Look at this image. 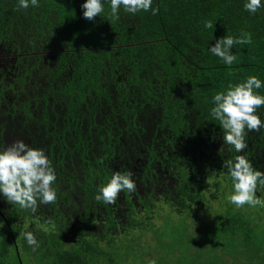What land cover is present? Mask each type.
Segmentation results:
<instances>
[{"label":"trees","instance_id":"1","mask_svg":"<svg viewBox=\"0 0 264 264\" xmlns=\"http://www.w3.org/2000/svg\"><path fill=\"white\" fill-rule=\"evenodd\" d=\"M85 2L39 0V7L22 10L18 0H0V71L4 65L11 71H39V87L51 90L57 103L100 138L106 134L109 145L122 144L125 163L158 160L179 169L186 160L181 169L187 175L202 161L201 169L212 176L227 173L224 160L245 155L264 171V128L249 132L247 148L237 153L224 145L219 121L210 114L214 95L230 83L253 75L264 83V7L252 14L244 8L246 0H153L158 14H131L121 7L116 20L110 0H103L104 12L89 21L83 17ZM207 20L213 21L212 29L205 28ZM242 31L252 34V42L233 47L237 60L231 66L210 52L218 39ZM258 91L264 95V86ZM258 115L264 120V106ZM155 167L144 169L148 173ZM215 196L203 199L201 207ZM20 214L17 209L12 216ZM214 215L215 234L247 242L254 233L252 217L241 208ZM20 238L0 229V264L11 256L20 264L23 257L15 252ZM88 246L34 252L50 264H97L105 254L115 263V252Z\"/></svg>","mask_w":264,"mask_h":264},{"label":"flooded vegetation","instance_id":"2","mask_svg":"<svg viewBox=\"0 0 264 264\" xmlns=\"http://www.w3.org/2000/svg\"><path fill=\"white\" fill-rule=\"evenodd\" d=\"M4 68L0 71V150L17 140L42 148L57 177L56 203L40 205L35 214L9 204L0 193V229L21 237L15 250L19 257L25 252L21 243L27 245L20 235L25 231L34 232L40 245L35 250H39V255L43 251L73 252L80 245L89 247L92 243L97 244L99 253L114 252L120 239L146 238L154 231L152 226L161 219L156 212L163 215L167 204L180 213H200L203 199L220 197L224 182L228 188L233 186L228 173L211 176L201 169L202 161H196L199 169L187 175L181 169L186 167V160L180 162L179 169H169L158 160L152 165L135 161L134 155L133 162L125 163L128 155L123 153L122 144L109 145L106 134L100 138L97 130L76 120L65 104L57 103L51 90L39 87V71H11L7 65ZM206 164L214 170L212 162ZM155 165L153 171L146 173V166ZM129 170L134 173V192H121L115 204L95 200L98 187L105 185L115 171ZM17 209L21 214L13 217ZM142 216L145 217L140 220ZM195 219L207 222L210 217ZM48 244L56 246L51 248Z\"/></svg>","mask_w":264,"mask_h":264},{"label":"clouds","instance_id":"3","mask_svg":"<svg viewBox=\"0 0 264 264\" xmlns=\"http://www.w3.org/2000/svg\"><path fill=\"white\" fill-rule=\"evenodd\" d=\"M153 0H110V16L120 19L119 11L123 7L125 12L136 14L151 11L158 14L159 8H152ZM39 7V0H18V8L26 10L29 7ZM264 7L262 0H246L244 8L255 14ZM83 17L94 20L104 12L103 0H86L82 5ZM205 28L212 29L213 21L207 20ZM252 34L241 32L238 37L227 34L217 40L210 52L219 57L225 65L231 66L237 55L231 50L237 44H251ZM264 83L255 75L249 76L243 82L229 84L226 91L217 92L213 97L214 107L211 116L219 121L223 130L224 145L231 146L237 153H243L247 148L246 137L249 132H259L264 128V120L258 115V109L264 106V95L259 89ZM223 152V147L220 153ZM223 168L227 169L234 188L228 197L236 207L249 205L264 207V196H257V192H264V171L254 167L245 155H236L232 159L224 160ZM132 171H115L110 180L98 187L95 196L97 202L115 204L123 191L134 192L136 182ZM56 172L52 161L45 150L33 148L23 140H17L0 150V193L9 204L18 205L23 210L37 213L40 205L54 204L57 192L54 187ZM47 222H51L50 220ZM27 244L35 251L39 243L33 231L20 233ZM149 264H156L150 260Z\"/></svg>","mask_w":264,"mask_h":264},{"label":"rangeland","instance_id":"4","mask_svg":"<svg viewBox=\"0 0 264 264\" xmlns=\"http://www.w3.org/2000/svg\"><path fill=\"white\" fill-rule=\"evenodd\" d=\"M233 192V186L228 188L224 182L221 196L204 205L200 213L190 210L180 213L167 204L163 215L161 211L156 212L161 219L159 222V218L156 219L158 223L152 226L154 231L146 238H123L118 241L117 250H113L115 253L112 254L114 264H149L153 259L156 264H264V207L246 204V207L238 208L228 199ZM257 196H264V192L258 191ZM240 208L254 221V233L247 242L213 233L215 225L210 221H214V214L218 215L223 210L236 212ZM195 216H207L210 220L197 221ZM137 241L139 249L134 246ZM21 245L25 250L21 254L23 264L51 263L48 258L40 260L28 244L25 246L22 242ZM7 264H16L15 257L11 256ZM97 264L112 262L105 254L101 255Z\"/></svg>","mask_w":264,"mask_h":264},{"label":"water","instance_id":"5","mask_svg":"<svg viewBox=\"0 0 264 264\" xmlns=\"http://www.w3.org/2000/svg\"><path fill=\"white\" fill-rule=\"evenodd\" d=\"M20 263L23 264L21 258H20Z\"/></svg>","mask_w":264,"mask_h":264}]
</instances>
